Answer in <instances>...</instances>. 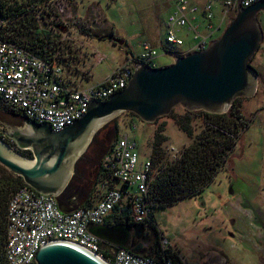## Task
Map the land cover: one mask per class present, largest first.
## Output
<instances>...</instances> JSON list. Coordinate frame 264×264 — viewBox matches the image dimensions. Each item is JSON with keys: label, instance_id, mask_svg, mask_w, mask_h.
I'll return each instance as SVG.
<instances>
[{"label": "rangeland", "instance_id": "obj_1", "mask_svg": "<svg viewBox=\"0 0 264 264\" xmlns=\"http://www.w3.org/2000/svg\"><path fill=\"white\" fill-rule=\"evenodd\" d=\"M171 3L172 0H58L61 14L58 19L65 24L60 35L63 43L71 47L65 46L63 50H71L69 55L75 60L89 56L86 64L92 76L89 82L83 79L82 85L106 73L108 64L118 63L125 49L136 54L140 51V41L152 42L156 34L162 41ZM229 10L213 39L234 15ZM257 17L264 19V12ZM107 30L123 43L114 44L108 37L99 39L88 34ZM179 35L183 44L167 45L168 52L153 44L158 51L156 66L168 65L174 56L188 50L187 29L181 28ZM95 52L101 56L100 61L93 60ZM249 62L257 71L255 94L241 97L236 103L247 125L225 166L200 195L179 199L153 211L158 230L190 264H264V39ZM185 110L178 105L173 108V114L180 117ZM0 120L4 121L5 131L17 126L11 117L0 116ZM131 120H134L133 128L129 127ZM114 122L115 137L126 135L135 142L138 161L148 158L153 130L161 123L166 136L161 145L169 159L178 157L191 141L169 115L146 123L123 111L109 121L111 130ZM190 124L194 136L203 126V119L195 113ZM97 194L98 191L95 197Z\"/></svg>", "mask_w": 264, "mask_h": 264}, {"label": "built area", "instance_id": "obj_2", "mask_svg": "<svg viewBox=\"0 0 264 264\" xmlns=\"http://www.w3.org/2000/svg\"><path fill=\"white\" fill-rule=\"evenodd\" d=\"M254 1L205 0L196 3L172 0L165 20L163 42L166 46L162 48L168 52L167 45L183 44L179 35L181 28L187 29L191 43L188 50L178 54L205 48L228 17L229 8L235 12L237 6L244 7ZM57 2L55 0L54 9L60 17ZM64 51L67 52V56L63 53L64 60L46 61L19 45L0 39V97L18 108L26 118L46 122L53 130H59L83 115L91 100H106L124 88L135 62L155 67L158 54L149 41L143 40L137 54L128 56L99 83L83 86L81 81L88 74L86 62L89 56L75 60L69 55L71 50ZM99 56L92 53L93 60L100 59ZM100 165L107 171L110 181H101L97 200L90 206L60 211L53 195L36 192L29 186H22L11 194L6 208L4 254L7 264H36L34 255L38 247L53 241L73 243L109 264H179L167 257L160 261L124 247L112 248V256L104 257L100 241L88 231L89 226L101 225L116 204H129L134 218L141 220L148 212L145 197L152 168L149 159L138 161L135 142L126 135L117 137L101 157ZM160 243L163 249L169 246L165 236L160 238ZM182 264L187 263L183 261Z\"/></svg>", "mask_w": 264, "mask_h": 264}, {"label": "water", "instance_id": "obj_3", "mask_svg": "<svg viewBox=\"0 0 264 264\" xmlns=\"http://www.w3.org/2000/svg\"><path fill=\"white\" fill-rule=\"evenodd\" d=\"M260 12H264V0L237 6L218 37L201 50L174 56L168 65L135 62L124 88L106 100H91L83 115L59 130L28 118L24 126L9 127L5 135L11 143L0 139V164L36 192L53 195L60 211H69L58 197L75 160L93 134L120 112H133L143 122L152 123L178 105L186 110L222 113L235 98L254 94L257 71L249 61L262 40L257 19ZM111 41L123 43L116 36ZM21 150H29L30 157ZM88 231L118 247L132 244L130 228L123 224L92 225ZM34 260L36 264H109L65 241L40 245Z\"/></svg>", "mask_w": 264, "mask_h": 264}, {"label": "trees", "instance_id": "obj_4", "mask_svg": "<svg viewBox=\"0 0 264 264\" xmlns=\"http://www.w3.org/2000/svg\"><path fill=\"white\" fill-rule=\"evenodd\" d=\"M54 8L55 0H0V39L19 45L46 61L64 60L63 48L70 45L63 43L60 34L64 32V25L59 21ZM219 30L220 28L216 31ZM88 34L99 39L108 37L109 40L114 36L108 30L105 33L99 31ZM127 50L125 49L126 52ZM240 98H235L228 110L222 113L201 109L185 110V113L178 117L173 114L172 109L167 115L172 116L179 128L191 137V141L182 148L176 158L169 159L161 145L166 139L163 133L164 123L155 127L148 156L152 178L145 197L148 205L147 214L141 220H136L129 204H116L103 222L105 225L123 224L130 228L133 243L126 249L160 261L167 257L174 263H183L184 260L170 241L166 249L161 247L160 238L163 234L156 226L153 211L179 199L200 195L225 166L242 129L247 125L237 110L240 107H236ZM128 113L138 117L133 112ZM195 113L203 119V126L193 136L190 121L191 115ZM0 116L13 118L17 126L22 125L24 119H27L18 108L1 97ZM116 126L114 122L115 132ZM129 127H134V120L130 121ZM4 138V121L0 120V139ZM20 152L28 157L31 155L29 150ZM100 168L101 181H110L107 171L102 166ZM22 186H28L22 177L0 164V264H7L4 254L7 203L11 194ZM100 247L104 257L110 258V253L107 252L109 245L100 242Z\"/></svg>", "mask_w": 264, "mask_h": 264}, {"label": "crops", "instance_id": "obj_5", "mask_svg": "<svg viewBox=\"0 0 264 264\" xmlns=\"http://www.w3.org/2000/svg\"><path fill=\"white\" fill-rule=\"evenodd\" d=\"M192 1H194V0H192ZM203 1H205V0H197V1H194V2L201 3ZM158 37H159V35L156 34L155 37L153 38L152 42H150L149 40L148 41L150 42V44L153 45V44L156 43V44L160 45V47L162 48L164 42H163V40L161 41ZM118 45H120V44H118ZM127 49H128L127 50L128 52L125 51L124 55L122 56V58L120 59V61L118 63H110V64H108V66H107V72L106 73H104L102 76L94 79V81L90 82L88 85H83V86H89V85H94V84L99 83L107 74H109L111 72V70L114 67H116L117 65H119L120 63H122L131 54L134 55L129 48H127ZM96 55H98V54L96 53ZM96 60H99L100 61V59H96ZM89 68L90 67H87L88 74H86V78H85V80L87 82L90 81V78L92 76L91 70ZM25 120L26 119H24V121L22 123V126L25 125ZM104 154H105V152H103L101 154V157ZM101 157H100V159L95 160V162H93L91 164H88L86 166V168L84 169L83 173H81V172L78 173L72 179V175H73V172H74V169H73V171H72V173L70 175V178H69V180L67 182L66 187L63 189V191L60 193V195L58 197L59 198V201L67 209H70L71 210V209H73L75 207L90 206V205H93L96 202L97 197H95V193H96V191H98V188H99V186L102 183L101 182L102 169L100 168L101 165H99L100 164ZM64 190H66V191H64ZM101 225H105V224L102 223ZM112 225H114V224H112ZM105 226H110V225H105ZM97 238L99 239L100 242H104L106 245H109V247L107 248V252L110 253V257H111L112 256L111 249L112 248H116V245H113L112 243H110V242H108L106 240H103V239H101L99 237H97ZM132 243H133V240H132ZM182 257H183V260H184L185 263L190 264L189 261L184 256H182Z\"/></svg>", "mask_w": 264, "mask_h": 264}, {"label": "flooded vegetation", "instance_id": "obj_6", "mask_svg": "<svg viewBox=\"0 0 264 264\" xmlns=\"http://www.w3.org/2000/svg\"><path fill=\"white\" fill-rule=\"evenodd\" d=\"M258 23L262 29V40L264 39V19L261 17H258ZM261 42L258 45V49H260ZM262 49V48H261ZM251 60V58H250ZM252 66L255 68V66L252 64ZM255 94V92H254ZM111 120V119H110ZM109 120V121H110ZM109 121H107L104 125H102L91 137L88 144L85 146L84 150L81 152V154L77 157V159L74 162V172L72 175V179L75 175L78 173H83L84 169L88 164H91L95 162V160L100 159L101 154L105 151H107L110 146L113 143V140L115 138V131L114 127L113 130L109 128ZM4 140L11 143V140L5 135ZM66 191V190H64ZM132 239V238H131ZM118 247V246H116Z\"/></svg>", "mask_w": 264, "mask_h": 264}]
</instances>
